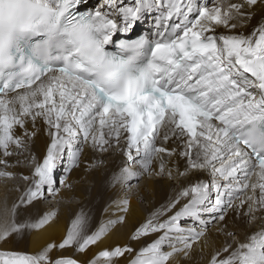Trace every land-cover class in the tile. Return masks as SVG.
I'll return each instance as SVG.
<instances>
[{
    "label": "snow or ice",
    "instance_id": "1",
    "mask_svg": "<svg viewBox=\"0 0 264 264\" xmlns=\"http://www.w3.org/2000/svg\"><path fill=\"white\" fill-rule=\"evenodd\" d=\"M52 5V9H43L50 14V26L55 28L62 18L76 39L88 42L91 59L95 60L96 53L101 61L106 56L113 71L102 82L69 52L58 69L29 65L20 82L0 80L2 155L13 154L10 146L25 147L15 129H21L23 136H35L38 119L49 138L31 175L23 177L29 188L22 203L45 200L59 192L54 172L65 157L70 172L79 167L85 145L115 151L124 135L126 166L113 177L114 183L133 188L132 181L155 174L156 160L163 173L165 158L177 154L168 145L176 141L183 145L178 155L186 161L180 175L211 169L213 177L211 183L184 188L163 213H154L136 230L133 240L161 234L136 252L130 264H176L179 256L188 257L204 233L194 227L185 229L183 218L204 224L205 215L224 221L229 209L237 211L245 205L244 215L264 210V23L247 36L233 31L249 22L256 8H264V0H216L211 7L198 6L196 0H99L98 7L79 15L81 0H52ZM151 13L156 14L154 31L135 39L129 36ZM219 26L226 32L205 34L215 33ZM118 34H124V39L116 43ZM113 44L116 52L108 51ZM128 50L144 61L142 66L121 59ZM113 80L122 81L123 86L113 87ZM29 121L32 132L26 127ZM0 164L7 166L8 162L0 159ZM168 174L172 175L171 169ZM12 175L0 170V177ZM60 184L65 186L63 180ZM181 200L186 202L181 204ZM122 203L126 212L128 199ZM19 207L9 208L7 201L0 207V240L25 229H44L53 219L49 213L37 221L17 223ZM160 215L167 219L158 221ZM123 221L122 216L115 223ZM112 224L85 235L87 221L78 215L58 245L48 243L35 255L0 254V264H78L75 259L50 254L57 247L72 245L84 252ZM164 246L171 250L164 251ZM230 248L226 245L222 252ZM133 251L130 246L101 250L90 264H117V258ZM222 252L212 255L208 264H264V231L248 237L226 258Z\"/></svg>",
    "mask_w": 264,
    "mask_h": 264
},
{
    "label": "bare ground",
    "instance_id": "2",
    "mask_svg": "<svg viewBox=\"0 0 264 264\" xmlns=\"http://www.w3.org/2000/svg\"><path fill=\"white\" fill-rule=\"evenodd\" d=\"M81 0L82 7H92V0ZM196 0V4H207L213 6L216 0ZM130 3L131 0H125ZM230 2H241V0H230ZM99 3L96 2V4ZM95 5V4H94ZM155 13L146 14L143 21L139 22L136 28L144 26L149 32L154 30ZM191 19V17H190ZM264 23V8H256L252 13V19L242 28L233 30L236 33L250 34L255 28ZM223 26L216 28L215 33H225ZM214 123H218L214 121ZM29 132L33 131L32 124L29 121L26 125ZM16 134L24 139L25 147L17 149L10 146L9 151L13 154L7 157L2 155L0 150V159L8 162L7 166L0 164V170L7 171L13 175L9 178L0 177V207H3L7 201L9 208L19 205V211L16 215L17 223L37 221L44 215L54 214L53 219L41 230L25 229L22 233H13L4 240H0V254L8 255L12 253L35 255L40 252L48 243L59 244L66 236L67 229L72 221L78 216L83 215L87 221L85 235H91L98 231L102 226L113 222L108 232L94 245H89L84 252L77 251V246L72 245L66 249L58 247L50 254L52 258H71L77 260L78 264H90L101 250L113 249L116 246H130L134 249L132 255H125L117 258V264H130L131 259L142 247L152 243L161 233H150L139 237L137 240L131 239L136 230L140 228L153 214L163 213L167 206L179 197L181 191L197 182L211 183L213 177L208 169L202 171H193L188 176L179 177L183 171L186 161L178 153L183 145L180 141L170 143L168 147L175 148L177 154L166 157L164 160V171H159V160L153 164L155 174L142 177L138 182L132 181L135 185L128 189L123 184L113 182V177L126 166V148L122 135L120 144L116 150L109 149L102 152L93 148L89 143L84 146L79 167L66 171L67 158L65 157L57 165L54 177L59 192L55 196H49L45 200L33 201L31 204L22 203L26 199L25 193L29 188V181H23L19 177L30 176L36 163L42 157L48 142L46 126L42 120H37L35 136H23V132L18 127ZM19 153V154H17ZM35 157V159H33ZM62 165V167H59ZM169 169L172 170L170 176ZM257 171L259 169L257 168ZM255 180L256 177H253ZM65 182L61 186L60 181ZM222 182V181H221ZM22 186L24 188L22 189ZM251 194V193H249ZM257 196L259 190L257 189ZM71 198H77L78 201L71 202ZM128 199L127 211L123 210V201ZM215 192H213V200ZM243 199V195L241 194ZM62 200H68L64 204ZM186 202L181 200V204ZM239 204V200L235 201ZM179 205L177 206L178 210ZM174 210V211H175ZM247 212V206L233 211L229 209L225 214L224 221L216 220L214 222L210 216L203 217L204 224L198 223L197 232H203L204 235L196 242L190 251L188 257L179 256L176 264H208L210 257L218 251L222 252L226 245H231L229 252L222 255L226 258L231 254L239 244L246 243L248 237L253 234L264 231V210L257 211L251 215H244ZM167 215H171L168 213ZM167 215H160L156 219L163 221ZM124 217L123 223H115L120 217ZM253 216L257 218H253ZM156 222V221H154ZM188 223L195 224L188 218ZM185 229L188 225H182ZM195 226V225H194ZM232 235L229 236L228 234ZM168 246H164V251H170Z\"/></svg>",
    "mask_w": 264,
    "mask_h": 264
},
{
    "label": "clouds",
    "instance_id": "3",
    "mask_svg": "<svg viewBox=\"0 0 264 264\" xmlns=\"http://www.w3.org/2000/svg\"><path fill=\"white\" fill-rule=\"evenodd\" d=\"M52 9V0H0V69L11 67L15 61V49L25 37L44 35L46 38L54 33L64 40L69 52L81 60L89 70L93 71L102 82L110 78L112 67L107 57L100 60V53L91 59L88 42L76 39L72 28H66L61 18L52 28L50 14L43 9ZM104 51H107L106 49ZM121 59L133 66H138L139 57L133 51H125ZM123 82L113 80V87L119 88Z\"/></svg>",
    "mask_w": 264,
    "mask_h": 264
},
{
    "label": "rangeland",
    "instance_id": "4",
    "mask_svg": "<svg viewBox=\"0 0 264 264\" xmlns=\"http://www.w3.org/2000/svg\"><path fill=\"white\" fill-rule=\"evenodd\" d=\"M92 1V0H91ZM90 1V2H91ZM95 1H97V0H94L92 3H91V6H92V4L94 5L95 4ZM209 1H211V0H207L206 2L208 3ZM59 167H62V165H59ZM208 170H210L211 172H212V170L211 169H208ZM198 171H200V170H198ZM179 177H184V176H182V175H180ZM19 179H22L23 181H26V180H24L22 177H19ZM142 179V178H141ZM24 188V186H22V189ZM76 201H78L77 200V198H71V202H76ZM61 202H63L64 204H67V203H69V201L68 200H62ZM186 221H188V218H183L182 220H181V225H188V227H195V228H198L199 226H198V223H195V224H192V223H188V222H186ZM214 222H216V220L214 221ZM195 225V226H194Z\"/></svg>",
    "mask_w": 264,
    "mask_h": 264
}]
</instances>
